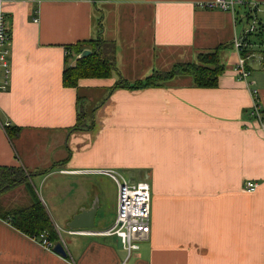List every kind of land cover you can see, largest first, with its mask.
Listing matches in <instances>:
<instances>
[{
	"label": "crops",
	"instance_id": "obj_1",
	"mask_svg": "<svg viewBox=\"0 0 264 264\" xmlns=\"http://www.w3.org/2000/svg\"><path fill=\"white\" fill-rule=\"evenodd\" d=\"M210 1H0L11 35L6 90L0 66V168L25 172V181L0 192V264H124L122 241L100 233L118 202L104 170L152 187L149 239L126 264H264V133L252 114L257 91L264 120V46L249 48L251 75L240 81L235 17L198 7ZM97 39L114 43L117 71L64 87V71L79 56L67 48ZM218 48L226 70L217 88L178 76L158 88L111 90L120 79L134 85ZM81 102L93 107L89 114ZM79 116L83 130H75ZM8 126L20 129L12 141ZM247 181L256 192L245 191ZM106 182L115 184L112 194ZM15 189L25 207L43 203L66 258L53 251L56 243L45 249L12 226L11 213L24 207L1 199ZM96 198L95 228L69 229Z\"/></svg>",
	"mask_w": 264,
	"mask_h": 264
},
{
	"label": "built area",
	"instance_id": "obj_2",
	"mask_svg": "<svg viewBox=\"0 0 264 264\" xmlns=\"http://www.w3.org/2000/svg\"><path fill=\"white\" fill-rule=\"evenodd\" d=\"M2 1V0H0ZM263 3L253 0H212L202 2L198 7L205 10H219L231 13L235 19V34L233 37V49L237 54L235 64V73L242 82H247L251 75L247 68L249 48L260 46L259 41L264 46V19L258 16ZM240 8H245V12H240ZM38 22V19L35 20ZM11 35L6 25L4 15L0 17V66L5 74V81L1 85L2 90L9 86L11 75L10 57ZM257 102L252 106V114L260 122L264 133V120L259 105L257 91L254 92ZM102 174L109 176L115 181L118 187L117 213L113 224L100 232L103 235L116 236L123 244L126 252V264L134 254L139 251L140 244L149 239L151 233V203L152 187L147 181H138L132 183L128 181L121 173L114 170L101 171ZM258 189V184L253 181H247L245 191L254 193ZM45 249L52 250L53 244L49 241L47 234L43 233L34 238Z\"/></svg>",
	"mask_w": 264,
	"mask_h": 264
},
{
	"label": "trees",
	"instance_id": "obj_3",
	"mask_svg": "<svg viewBox=\"0 0 264 264\" xmlns=\"http://www.w3.org/2000/svg\"><path fill=\"white\" fill-rule=\"evenodd\" d=\"M101 1V0H100ZM73 49L77 55L84 50H91L88 57L77 59L75 66H67L63 74V85L66 88H79V81L86 78H111L116 70L115 54L116 48L112 42L103 40H90L81 42ZM198 55L195 63L176 64L170 72L155 73L145 81H140L130 85L128 81L120 79L111 90L118 88L129 90H143L149 88L162 87L163 82L173 80L178 76H189L193 79V84L197 88L212 89L219 85V78L226 68L220 60V50ZM84 118L79 116L75 130H83ZM20 129L8 126L6 132L12 141L18 136ZM25 172L21 168H0V192L7 188L19 185L25 181ZM11 224L21 233L31 238L39 237L45 233L49 241L60 242V237L53 221L51 220L45 206L40 200H36L30 207L13 211Z\"/></svg>",
	"mask_w": 264,
	"mask_h": 264
},
{
	"label": "water",
	"instance_id": "obj_4",
	"mask_svg": "<svg viewBox=\"0 0 264 264\" xmlns=\"http://www.w3.org/2000/svg\"><path fill=\"white\" fill-rule=\"evenodd\" d=\"M91 53H92L91 50L86 49L78 56V59L88 57L89 55H91ZM98 203H99L98 198H96L94 200L92 207L88 210L89 213L85 215L86 210L82 209L81 214L74 216L73 220L68 224L67 227L71 230H75V229H79V228L94 229L95 228L94 221H95V216L97 213ZM83 217L87 218L89 224H87V226L81 227V226H79L77 221L81 220ZM53 251L55 253L61 255L64 258H66L68 256V252H67V250H66V248L62 242L56 243L55 246L53 247Z\"/></svg>",
	"mask_w": 264,
	"mask_h": 264
},
{
	"label": "rangeland",
	"instance_id": "obj_5",
	"mask_svg": "<svg viewBox=\"0 0 264 264\" xmlns=\"http://www.w3.org/2000/svg\"><path fill=\"white\" fill-rule=\"evenodd\" d=\"M261 9L262 10H264V4L263 5H261ZM258 16L260 17V18H262V19H264V13L263 12H259L258 13ZM192 63H194V62H192ZM167 82V81H166ZM93 107H90V108H86V104H84V102H81V113H87V112H89L91 109H92ZM86 109V110H85ZM88 109V110H87ZM87 114H89V113H87ZM120 172V171H119ZM120 173H122L123 175H124V173L123 172H120ZM125 176V175H124ZM126 177V176H125ZM107 183V182H106ZM113 186H115V184L113 185V183H107V185H106V187H107V190L109 191V192H111V194H112V192H113ZM38 190H39V188H38ZM23 190L22 189H15V190H13L12 191V193L10 194V195H8V196H4V197H2V199H1V201L5 204V202L7 203V204H9V202L8 201H10V203L12 202V201H15L14 203H17V204H19L18 206H23L24 208H27V207H25L27 204L25 203V201H23V197H22V194H23ZM38 196H39V194H38ZM40 197V196H39ZM42 197H43V195H42ZM53 199H55V201L54 202H51L52 203V205L53 206H57V203L56 202H58V198L57 197H53ZM50 205V204H49ZM51 207V209H53V207L52 206H50ZM64 235V234H63ZM64 239H65V235H64ZM142 244V243H141ZM140 244V245H141Z\"/></svg>",
	"mask_w": 264,
	"mask_h": 264
}]
</instances>
